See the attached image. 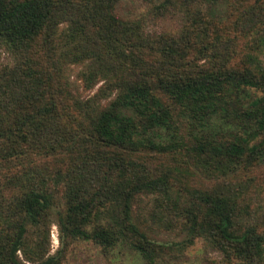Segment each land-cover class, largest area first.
I'll use <instances>...</instances> for the list:
<instances>
[{
    "label": "trees",
    "instance_id": "16d2710c",
    "mask_svg": "<svg viewBox=\"0 0 264 264\" xmlns=\"http://www.w3.org/2000/svg\"><path fill=\"white\" fill-rule=\"evenodd\" d=\"M119 1L0 0V44L13 54L0 67V264H62L74 239L104 252L126 245L153 264L164 247L150 238L156 227L181 230L184 243L202 238L218 264H264V227L242 217L243 183L175 188L172 170L152 162L181 144L212 178L264 160L263 98L237 109L245 136L213 125L248 89H264V0H145L159 14L182 8L178 38H152L116 14ZM228 1L244 5L216 21L210 9ZM71 65L85 89L100 80L101 96H115L95 112L65 99L58 87ZM57 155L66 169L53 175L45 158Z\"/></svg>",
    "mask_w": 264,
    "mask_h": 264
},
{
    "label": "rangeland",
    "instance_id": "374dc122",
    "mask_svg": "<svg viewBox=\"0 0 264 264\" xmlns=\"http://www.w3.org/2000/svg\"><path fill=\"white\" fill-rule=\"evenodd\" d=\"M243 2L228 1L214 7V11L210 9L212 17L216 21H220L229 16L232 19L236 15L237 7L243 6ZM116 14L127 20H137L142 24L144 31H146L152 38L157 35H166L178 38L184 32L185 24H187V17L182 8H170L163 14H159L153 6L145 0H120L116 5ZM188 44H186L187 46ZM195 45V44H194ZM197 45L191 47L188 45L184 51L186 56L192 57L196 55ZM13 61V54L7 47L0 44V67L11 64ZM81 66L71 65L65 68L64 79L67 84L60 85L58 88L61 95L68 99L75 105H81L88 111H98L103 108L107 102L115 96L113 93L110 96L103 98L100 94V87L102 81L97 83L89 89L82 86L80 78L77 73ZM244 96V95H240ZM256 98L264 99V89H248L247 97L241 100L240 104H229V109L226 115L222 112L215 117L213 125L221 127L219 131L229 139H235V136H245L242 134L243 124L246 119L240 114L237 109L247 107L250 101ZM182 109H176L175 115H180ZM237 112V114H236ZM190 127L189 121L185 123ZM178 131H181V123L178 122ZM219 129V128H218ZM179 132H176L175 135ZM263 135L250 141L249 145L257 143L261 140ZM177 138V137H176ZM169 138L165 139L168 143ZM187 149L183 148V144L179 148L169 154L163 155L160 158L152 159L155 164L163 163V172L172 170L170 181H182L183 187L189 190L206 191L213 187L216 180L225 179L237 183H243L244 192L241 197V213L246 226L264 227V160L252 162L248 164L246 159L239 161L236 171L230 173L226 178L211 177V175L203 174L200 169L203 164L197 163L189 156ZM51 173L55 175L57 170L64 172L66 169L65 159L63 155H57L51 158H45ZM169 169V170H167ZM167 170V171H166ZM221 174V172H215ZM58 184L54 183V186ZM185 188V189H186ZM181 190H184L182 188ZM52 224L50 227V252L53 253L60 246L59 232L56 225L59 212L63 210L61 201L56 200L51 209ZM150 238L158 244L164 245L155 256L153 264H218L217 262L222 257L217 251L210 249L202 238H195L192 243H184L186 236L181 230H165L156 227L152 232H149ZM146 260L142 258L135 250L126 245H116L107 252L104 249L88 240L74 239L68 242L65 256L62 264H144Z\"/></svg>",
    "mask_w": 264,
    "mask_h": 264
}]
</instances>
